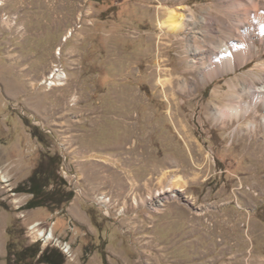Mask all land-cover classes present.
Segmentation results:
<instances>
[{"label": "rangeland", "instance_id": "1", "mask_svg": "<svg viewBox=\"0 0 264 264\" xmlns=\"http://www.w3.org/2000/svg\"><path fill=\"white\" fill-rule=\"evenodd\" d=\"M214 1L0 0V264H47L18 254L32 244L62 264H264V112H215L264 57L204 80L190 39L222 36V6L184 37L158 25L165 6L199 18ZM54 155L74 193L61 208H89L91 231L25 208L18 187Z\"/></svg>", "mask_w": 264, "mask_h": 264}, {"label": "bare ground", "instance_id": "2", "mask_svg": "<svg viewBox=\"0 0 264 264\" xmlns=\"http://www.w3.org/2000/svg\"><path fill=\"white\" fill-rule=\"evenodd\" d=\"M217 4L219 7L222 6L220 11H216L217 14L215 16V20L222 26L221 30H217V32L222 33V36L211 37L208 41L206 40L207 38L203 37V40L200 43L196 38L190 39L191 46L193 45L195 49L193 50L194 57L191 60L192 64L189 65V70L191 72L198 70L204 80H213L220 75L232 71L234 72L241 66L248 64L255 56H257L258 60H262L264 57L263 53L260 52L261 50L256 46L257 38L262 44H264V0H215L212 5L210 4L211 6H208L207 13H202V15L199 16L200 19L193 13V11H189L188 14L184 12L187 5H168L165 6L164 9L162 8L164 15L158 22L159 29L162 33H166L168 36L174 35L184 37V33H187L192 29H200V27L204 25L211 26V17L209 13L211 9H217ZM224 7L230 9L226 11L228 15L232 12L233 19H231V23L227 22L228 19L226 21V17L222 16L223 14L220 15V12ZM210 32H213L212 29H208L209 35ZM162 44L164 43L162 42ZM202 49L208 50V53H205ZM217 49H221L219 53L217 55L214 54L213 57L210 56L211 53H215ZM258 66H260L258 74H253V72L250 71L248 72L249 79L245 78L243 81L239 82L236 81V79L239 78H236L235 82L230 84L229 101L224 106L217 108L215 112H237L243 115L249 112H264V61L262 60V62L257 64V67ZM50 72L51 75L49 78L52 79L50 82L51 85L56 83V81H53L55 80L53 79L54 76L61 79L60 77L62 73L56 68L51 69ZM45 82H47V80ZM158 82L161 84L165 82L167 84L169 83L167 82V79H159ZM248 126L255 128L257 124L253 120ZM1 177H5V175L3 174ZM183 186L184 181L180 177L173 180L174 188L182 189ZM133 199L137 201L138 198L136 199L135 197ZM146 200L148 199L146 198ZM38 224L39 222H34L31 224L32 227L30 228L32 230L35 229L37 232L36 236L45 235L42 237L53 238L52 234H47L46 229L42 231L37 228ZM45 240L47 241V239ZM60 250L62 249L60 248Z\"/></svg>", "mask_w": 264, "mask_h": 264}, {"label": "trees", "instance_id": "3", "mask_svg": "<svg viewBox=\"0 0 264 264\" xmlns=\"http://www.w3.org/2000/svg\"><path fill=\"white\" fill-rule=\"evenodd\" d=\"M59 162L60 158L57 155L50 156L43 162L40 161L31 172L27 182L23 186H17L22 191L31 193V198L26 202L25 208L46 206L59 209L72 199L73 191L67 189V182L57 174ZM18 252L16 253L21 257L25 254L30 259H36L38 263L62 264L64 260L58 249L46 247L41 251L38 244L28 245Z\"/></svg>", "mask_w": 264, "mask_h": 264}, {"label": "crops", "instance_id": "4", "mask_svg": "<svg viewBox=\"0 0 264 264\" xmlns=\"http://www.w3.org/2000/svg\"><path fill=\"white\" fill-rule=\"evenodd\" d=\"M89 212H91L89 208L84 209L82 206L78 207L70 204L69 206L55 209L54 212H49V218H54L56 224L58 222L57 229L66 222L67 218L70 219L71 217L81 225V229L85 227L87 231H91L90 227H93V215L91 212V216Z\"/></svg>", "mask_w": 264, "mask_h": 264}, {"label": "built area", "instance_id": "5", "mask_svg": "<svg viewBox=\"0 0 264 264\" xmlns=\"http://www.w3.org/2000/svg\"><path fill=\"white\" fill-rule=\"evenodd\" d=\"M47 234H53L51 226L47 227ZM42 236H45V235H42ZM42 236H40V237H42ZM66 245L70 248L69 244H66ZM70 255L72 256L71 251H70Z\"/></svg>", "mask_w": 264, "mask_h": 264}]
</instances>
